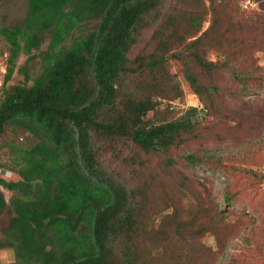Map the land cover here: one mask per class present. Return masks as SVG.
Returning <instances> with one entry per match:
<instances>
[{"label": "trees", "instance_id": "1", "mask_svg": "<svg viewBox=\"0 0 264 264\" xmlns=\"http://www.w3.org/2000/svg\"><path fill=\"white\" fill-rule=\"evenodd\" d=\"M169 1L165 12L159 0H27L17 24H0L7 53L0 136L13 125L33 138L26 147L8 144V171L19 179L0 177V251L11 249L15 264H146L137 241L143 225L138 200L105 172L99 153L107 140L129 141L173 176L174 161L163 154L195 139L201 121L194 119L208 113L193 107L178 120L144 123L158 104L153 98L161 96L169 52L183 42L166 27L181 22L195 32L204 16L198 0ZM92 21L96 29L80 33ZM152 27L149 55L130 62L139 30ZM199 42L188 49L207 68ZM21 55L26 62L39 59L40 72L32 77L25 62L18 68L22 83L12 84ZM185 76L201 97L194 72ZM126 78L133 89L123 85ZM174 91L176 98L180 89ZM184 159L203 161L196 153Z\"/></svg>", "mask_w": 264, "mask_h": 264}, {"label": "rangeland", "instance_id": "2", "mask_svg": "<svg viewBox=\"0 0 264 264\" xmlns=\"http://www.w3.org/2000/svg\"><path fill=\"white\" fill-rule=\"evenodd\" d=\"M26 1L1 0L0 24H17L25 15ZM159 1L168 12L170 1ZM198 1L204 16L195 32L181 22L166 27V34L176 32L183 42L169 52L161 96L153 98L158 104L143 119L150 125L161 119L178 120L193 107L208 109L194 119L201 121L192 132L195 139L163 154L174 161L173 176L155 156L118 138L106 141L99 161L138 200L143 225L137 241L146 264H264V0ZM96 24L84 25L80 33L94 31ZM154 30H139L141 41L130 50V62L149 55ZM196 38L207 68L198 66L188 49ZM4 51L0 37V101ZM25 62L21 55L12 84L22 83L24 75L18 68ZM26 63L29 75L39 74V59ZM188 70L203 89L201 97L186 81ZM128 80L132 79H124L123 85L133 89ZM176 88L180 93L175 98ZM169 101L176 103L172 111L167 109ZM32 140L20 128H5L0 136L1 178L19 179L8 171L9 142L26 147ZM195 153L202 162L184 159ZM4 194L9 200L11 193L4 190Z\"/></svg>", "mask_w": 264, "mask_h": 264}, {"label": "crops", "instance_id": "3", "mask_svg": "<svg viewBox=\"0 0 264 264\" xmlns=\"http://www.w3.org/2000/svg\"><path fill=\"white\" fill-rule=\"evenodd\" d=\"M1 264H15L14 253L11 249H3L0 251Z\"/></svg>", "mask_w": 264, "mask_h": 264}, {"label": "clouds", "instance_id": "4", "mask_svg": "<svg viewBox=\"0 0 264 264\" xmlns=\"http://www.w3.org/2000/svg\"><path fill=\"white\" fill-rule=\"evenodd\" d=\"M167 107H168L170 110H172V109L176 108V103L173 102V101L168 102V103H167Z\"/></svg>", "mask_w": 264, "mask_h": 264}]
</instances>
